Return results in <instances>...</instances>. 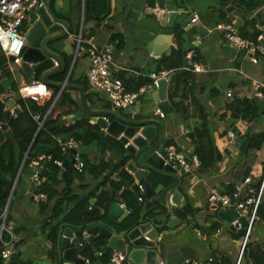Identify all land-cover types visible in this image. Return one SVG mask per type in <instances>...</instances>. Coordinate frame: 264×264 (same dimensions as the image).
<instances>
[{"label": "crops", "instance_id": "obj_1", "mask_svg": "<svg viewBox=\"0 0 264 264\" xmlns=\"http://www.w3.org/2000/svg\"><path fill=\"white\" fill-rule=\"evenodd\" d=\"M175 2L183 9V12L178 14L176 27L183 32V48L191 47L186 58L188 59V54L191 57L188 59L189 67L183 65V55L181 64L176 69L169 70L171 79L166 91L173 110L161 119V144L165 147L175 146L187 154H196L192 136L197 131L206 129L219 152V157L208 167L200 165L191 173H184L180 169L177 172L178 182L175 189L184 195L191 209L190 211L185 209L188 219L182 226L172 230L167 227L160 229V232L166 234L161 239L159 258L161 264H200L213 256L214 261L211 264L222 261L223 257L230 260L231 264H235L241 235L230 229H226L225 234L222 233L223 226L216 215L219 207L209 202V194L229 193L246 177H251L252 185L256 187L264 173V139L260 147L255 149L247 148L248 142L245 137L264 133V103L255 101L260 116L252 124L231 117L227 110V105L237 95L251 99V83L264 78V51L257 52L258 60L252 62L251 53L236 49L225 38L224 31L219 25L235 26L240 36L253 40L264 49V0H175ZM85 7L86 0H71L69 37L59 41L57 45L62 58L71 68L70 81L83 85L85 94L92 95L91 100L86 99L87 105L91 108H111L98 93L90 92L88 88L86 76L91 60L86 49L90 43L98 47L112 45L113 71L121 77L128 91H136L144 85L134 89L136 83L150 79L151 72L163 68L161 59L170 56L176 48L175 35H172L169 44L171 50L155 55V46L151 45L149 48V41L158 35L160 29L156 20L157 8L151 12L144 4V0H106V3L103 2L99 9H96L99 16H103V19L98 21L89 15ZM193 14L198 15L195 22H191L190 19L188 24L180 26L182 21ZM26 22L27 19L24 28ZM255 33L257 37L253 38ZM78 37H81L82 42L77 52ZM65 47H72L75 57L69 55L68 51L64 50ZM193 62L200 63L203 70L193 71L191 68ZM9 68L11 73L17 69L16 65H9ZM7 78L0 74V81ZM26 83L22 79L21 83L15 84L11 90L15 91ZM44 90L43 101L39 104H43L54 95L56 104L58 90L51 87ZM230 90L233 91L232 97L227 96V91ZM70 92L71 95H76L75 91ZM61 111L60 107L54 105L52 115L56 116ZM127 111L158 112L150 92L144 94ZM64 117L66 115L62 116ZM230 131L235 133L236 138L233 140L228 136ZM243 139H246V145L241 149ZM115 142L118 141L105 134L100 135L98 141L89 145L81 143L79 150L87 166L82 172L76 171L72 163L69 169L59 167L58 182L52 187L60 195L42 202H34L31 198L32 193L36 191L31 181L32 169L27 166L22 171L19 170L21 171L19 179L15 182L7 201L9 206L12 199L7 224L17 238L15 252L8 261L19 264H56L55 241L52 243L48 239L49 231L54 229L56 239L59 224L66 221L64 217L71 210L75 216L77 213L73 222L84 220L89 211L95 208L96 195L99 191H110L115 196L122 192L123 188L119 190L112 188V181L118 180L117 167L125 158L122 145ZM66 159L71 160V155L65 154L63 162ZM105 161H110L111 164L101 174L94 176L90 166ZM43 178L44 183L38 191L44 192L47 177ZM105 179L108 180L102 183ZM147 180L153 188L156 187L155 176L148 175ZM163 182L166 185L172 180L166 179ZM137 185V182L132 180L125 184V188L133 191ZM59 196L71 198L64 204L62 213L51 219L55 199ZM115 201L125 209H131L123 202ZM262 203L264 205V195ZM86 205L87 212L81 214ZM109 205L101 211L106 216ZM126 221H129V217H126L122 224ZM155 222L163 225L165 220L158 214L155 216ZM214 224L217 226L215 231L212 230ZM212 239H215V242ZM263 240L264 219H258L252 230L251 241ZM49 251L53 252V259L49 258ZM86 252L88 250L82 254L84 259ZM249 260L251 261L250 258ZM1 261L3 264L7 262L2 259ZM246 262L245 259L242 264Z\"/></svg>", "mask_w": 264, "mask_h": 264}, {"label": "water", "instance_id": "obj_2", "mask_svg": "<svg viewBox=\"0 0 264 264\" xmlns=\"http://www.w3.org/2000/svg\"><path fill=\"white\" fill-rule=\"evenodd\" d=\"M42 1L44 3L42 6L32 9L27 15L26 40L21 51V59L16 64L17 69L10 77L0 81V117L6 108L15 102L14 99H2V94L11 90L15 84H20L22 79L29 85L36 81L46 88L57 89V97L63 90L75 91L76 95H72V98L77 101L78 110L61 118L51 128L88 117L92 123L100 127V135L108 134L116 139L124 149L125 170L141 186L139 190L137 185V190L141 194L140 202L143 205L135 222L126 221L122 224L132 211L128 213L124 206L116 201L110 203L107 216L102 212L80 222L69 220L61 222L55 239L56 264H87L82 257V251L86 247L92 248L95 252L102 251L108 258L115 251L125 252L134 264H161L159 258L161 239L166 232H160V229L162 227L176 229L188 219L185 212L187 200L178 189H175L179 167L174 168L171 164H165L162 157L165 146L161 144V119L173 110L166 91L171 75L159 79L158 86L151 87L150 93L156 103L157 113H132L127 110L89 107L83 85L70 81L71 68L62 58L57 45L59 41L69 37L71 0ZM144 4L151 12L157 8L156 20L160 26L158 35L149 41V48L151 45L155 46V55L166 53L171 50L169 44L178 28L176 27L178 14L183 12V9L178 7L175 0H144ZM191 18L190 16L182 21L180 26L188 24ZM159 44L167 45L163 47ZM162 49L163 51L159 52ZM64 50L75 57L72 47H65ZM190 50L191 47L183 49L185 67L190 66L186 58ZM62 75L64 77L61 80L55 78ZM0 127L6 129L7 125L0 123ZM245 145L246 139H243L241 149H244ZM71 163L73 159H66L62 166L69 169ZM148 175L157 178L155 188L147 180ZM166 179H171L172 182L165 185L163 181ZM87 209L88 205L83 208L81 214L86 213ZM158 214L165 220L163 225L155 222V216ZM216 215L223 226V234L226 229L241 236L245 234L247 220L239 216L235 209L219 207ZM258 219H264L263 203L259 204L256 211L255 222ZM235 220L241 224L240 227L234 225ZM212 240L215 242V239ZM165 261L168 262L167 259ZM6 264L19 263L10 260Z\"/></svg>", "mask_w": 264, "mask_h": 264}, {"label": "trees", "instance_id": "obj_3", "mask_svg": "<svg viewBox=\"0 0 264 264\" xmlns=\"http://www.w3.org/2000/svg\"><path fill=\"white\" fill-rule=\"evenodd\" d=\"M103 2L106 3V0H86L85 8L87 9V12L89 11V15H91L93 19L98 21L103 19V16H99L98 12H96V9H99ZM174 35L176 48L173 50L170 56L163 58L160 61V63L163 65V68L161 69L168 71L176 69L181 64L183 59V32L177 28ZM256 37L257 33L253 35V38ZM0 74L6 77L11 76L8 59L3 54L1 49ZM55 78L60 80L63 79V77ZM149 81L150 79H145L139 83H136V85H134V89H137L139 86L148 83ZM91 96L92 95L85 94V98L87 100H91ZM54 98L55 95L48 101H45L43 104H39V102L31 98L19 97L16 99L17 104L20 105V110L17 111V116L13 117L8 111H5V113L0 117V123L7 125L6 129L0 127V209H2L9 200L11 190L16 184L15 182L18 181L22 169L29 166L32 159L40 154H51L53 159L63 160L65 154H62L60 151L57 138L66 140L69 137H74L75 139L81 141L83 145H89L98 141L100 138V127L97 124L92 123L88 117H83L82 119H79L69 125L51 128L52 126L56 125L62 116H67L69 114L75 113L78 110V103L72 98L71 92L68 90H63L60 93L55 104L57 107H60L62 111L56 116L51 114L44 120L43 125L39 128V124L33 116L36 113L43 115L45 111L52 105ZM227 110L230 112L231 117L238 118L248 124L256 122L260 116L255 101H251L238 95L229 102L227 105ZM245 137L247 138L248 142L247 148L258 149L264 139V133L246 135ZM192 141L195 145V152L201 161V167H208L216 162L219 157V152L211 141L209 133L206 129L197 131L192 136ZM125 163L126 158L120 161L117 167L118 180L112 181L113 190H119L123 188L122 192L118 196H115L110 191H99L96 195V206L91 211H89V214H87L86 218H93L101 214V211H104V209L115 200L121 201L127 207L131 208L132 213L129 216V222H135L139 218L140 211L143 207L142 203L140 202L141 194L137 188L133 191L125 188V184L133 180L131 175L124 169ZM110 164V161H105L95 166H89L91 168L92 174L97 176L101 174V172H103ZM20 169L21 171L19 172ZM59 170V166L55 165L52 161H49L43 165L41 174L47 177V186H44L43 190L45 193H47L49 199L54 198L55 195H60L59 192L52 187L53 184L58 182L57 174ZM106 180L108 179H105L102 183H104ZM70 198H67L66 196H59L55 199L51 219H55L62 213L64 204ZM11 202L12 199L10 200L8 206V213L11 207ZM190 209L191 208L188 205L187 210L190 211ZM76 216L71 210L65 215L64 219L72 221ZM47 224L49 223H46V225ZM212 230H217V226L215 224L212 226ZM47 237L52 243H54V229L49 231ZM263 242L264 240L261 242L251 241L245 250V259L250 258L252 264H264ZM86 250H88V252H86V258L89 259V261L96 262V260H98V264H110L109 258L107 256L103 254L102 256L98 257L96 252L90 247L84 248L82 254L85 253ZM48 254L49 258L53 259V252L49 251ZM0 264H3L1 258ZM214 264H231V262L227 258L223 257L222 261H215Z\"/></svg>", "mask_w": 264, "mask_h": 264}, {"label": "built area", "instance_id": "obj_4", "mask_svg": "<svg viewBox=\"0 0 264 264\" xmlns=\"http://www.w3.org/2000/svg\"><path fill=\"white\" fill-rule=\"evenodd\" d=\"M42 0H0V47L8 59L9 65H16L21 59V51L25 45L26 34L24 22L27 19L28 13L34 9L42 6ZM198 18L197 14H193L191 22H195ZM219 28L224 31L225 38L238 50H245L251 53L252 62H257L256 53L263 52L261 45L256 44L253 40L243 38L239 35L237 28L233 25H219ZM77 52L80 50L81 37L77 39ZM86 52L91 60V66L87 72V83L90 92L103 94L106 97V102L110 103L111 108L118 110H129L144 94L150 92L152 85L158 86L159 79L167 78L168 70H158L149 74L150 81L144 84L136 91H128L112 67V45L108 44L104 47H98L90 43ZM188 59L191 57L187 55ZM192 70L200 72L203 66L200 63L193 62ZM45 85L40 82H33L32 84L21 85L16 91L8 90L2 94L1 98L4 100L14 99L13 105L6 108V111L13 117L17 116V111L20 110V105L17 104L16 99L31 98L39 103L43 101L41 93H29L28 88ZM233 91H227V96L232 97ZM252 101L264 103V78L255 80L251 83V97ZM54 101L52 105L42 115L36 113L33 117L38 122L39 128L43 125L44 120L49 117L54 108ZM228 136L231 140L235 139V133L230 131ZM58 145L62 154L71 155L73 159V167L76 171L82 172L86 164L82 158L80 147L81 141L74 137H69L66 140L57 138ZM75 151L74 153L72 151ZM162 157L165 164H171L174 168L179 167L184 173H191L201 165L199 157L190 153L187 154L175 146H166ZM52 161L55 165L62 167V159H53L51 154H40L30 161L29 167L32 169L31 181L36 188L32 193V200L34 202H42L47 200L48 195L43 191H38L44 183L42 176L43 165ZM22 166V165H21ZM246 186V187H245ZM141 190V186L138 185ZM264 195V173L261 177L258 186L252 185L251 177H246L240 184H236L229 193L212 192L209 194V202L216 205V207H228L235 209L239 216H243L247 220L245 226L246 232L241 236L239 252L235 264H242L245 260V250L247 245L251 242V234L256 220V211L260 203H262ZM90 208V206H89ZM130 213L131 209H126ZM8 203L0 209V258L3 261H8L11 255L15 252L17 238L15 233L8 227ZM234 225L240 227L238 220L234 221ZM264 246V242H263ZM98 257L103 255L102 251L96 252ZM246 264H252L249 258H246ZM214 257L210 256L205 262L200 264H211ZM87 264H98L91 262L85 258ZM109 263L114 264H134L131 262L125 252L115 251L109 258ZM198 264V263H196Z\"/></svg>", "mask_w": 264, "mask_h": 264}, {"label": "bare ground", "instance_id": "obj_5", "mask_svg": "<svg viewBox=\"0 0 264 264\" xmlns=\"http://www.w3.org/2000/svg\"><path fill=\"white\" fill-rule=\"evenodd\" d=\"M27 91L29 93H41V94H44V88L42 86H35V87H31V88H28Z\"/></svg>", "mask_w": 264, "mask_h": 264}, {"label": "rangeland", "instance_id": "obj_6", "mask_svg": "<svg viewBox=\"0 0 264 264\" xmlns=\"http://www.w3.org/2000/svg\"><path fill=\"white\" fill-rule=\"evenodd\" d=\"M16 91V90H15ZM99 96L101 97V99H103V100H106V97L103 95V94H99ZM107 105H109L110 107H111V105H110V103H107ZM257 227V226H256ZM255 227V228H256Z\"/></svg>", "mask_w": 264, "mask_h": 264}]
</instances>
